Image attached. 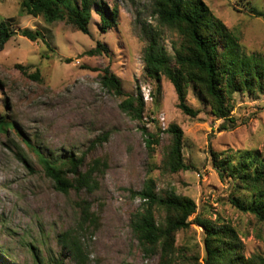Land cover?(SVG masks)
<instances>
[{"label":"rangeland","instance_id":"1","mask_svg":"<svg viewBox=\"0 0 264 264\" xmlns=\"http://www.w3.org/2000/svg\"><path fill=\"white\" fill-rule=\"evenodd\" d=\"M204 1L242 35L248 53L264 55V16L250 9L263 11L264 0ZM21 2L0 0V21L17 32L0 50V120L11 123L7 131H0V264H49L54 257L76 264L59 241L68 230L82 235L90 264H159V251L143 250L132 229V219L144 203L134 192L142 191L149 179L158 194L174 191L197 204L190 227L176 234V247L186 249L181 264H203L205 230L197 217L234 227L247 256L264 254V223L231 203L234 184L215 167V162L231 155L237 160L247 150L264 153V93L234 94L233 125L213 115L189 88L188 103L200 111L190 117L177 107L175 88L166 76L158 94L156 81L145 74L144 22L160 32L169 56H174L180 40L176 30L158 25L153 0H103L110 9L119 5L117 24L103 31L94 10L89 34L65 21L51 24L41 15H20ZM26 28L40 31L43 38L32 41L22 36L20 31ZM100 42L109 47L108 54H87ZM106 68L126 92L137 93L139 88L143 97L151 93L152 100L144 98L142 119L123 111L125 97L102 84ZM34 73L40 79L30 76ZM171 124L184 131L183 154L189 165L178 172L165 163ZM144 128L157 143L149 146ZM25 139L50 157L84 156L82 171L99 160L101 171L94 174L98 187L93 192L71 189L67 194L57 190ZM84 201L90 202L97 222L81 230ZM156 217L163 221L165 212L156 207Z\"/></svg>","mask_w":264,"mask_h":264},{"label":"trees","instance_id":"2","mask_svg":"<svg viewBox=\"0 0 264 264\" xmlns=\"http://www.w3.org/2000/svg\"><path fill=\"white\" fill-rule=\"evenodd\" d=\"M104 4L103 0H22L19 13L41 15L51 24L65 21L89 34L94 10L101 17L103 31L117 24L119 5L115 4L110 9ZM152 8V15L159 26L174 29L180 35L179 42L174 45V56L171 57L160 42V32L148 27L145 22L141 25L142 36L146 41L145 74L156 81L155 91L161 93L162 76H166L175 88L177 107L184 114L195 118L200 112L188 103L189 88H192L199 100L211 107L213 115L234 125L236 120L231 116L234 94L248 92L257 96L264 93V55L248 53L242 45V35L218 18L204 0H153ZM250 9L264 16V10ZM16 33L7 21H0V50L5 48ZM20 33L32 41L43 38L38 30L26 28ZM109 51V47L100 42L88 50L87 54L102 55ZM18 67L24 69L23 65ZM30 76L40 79L39 73ZM101 82L117 96L125 97L120 104L123 111L135 119L143 118L145 100L139 88L137 93L126 92L121 80L109 68L104 69ZM10 125L9 121L0 120V131H7ZM222 128L227 129V125H222ZM143 131L149 146L158 142L154 134L145 128ZM167 131L172 134V142L166 166L172 172L188 169L183 154V129L177 124H171ZM25 142L34 150L45 174L52 179L57 190L67 194L71 189L93 192L98 187L94 174L101 171L99 160L82 171L84 156L72 154L69 157H50L26 139ZM102 166L106 165L102 163ZM215 167L222 178L226 174L234 184L231 203L238 210L250 212L259 222L264 223V153L260 150H247L237 160L235 155H231V159L223 158L215 162ZM134 193L144 200L132 219V229L140 246L150 254L159 251V264H181L180 259L186 258V249L181 251L176 247V234L192 224L190 217L197 211L195 200L174 191L165 196L160 195L152 179L147 181L142 191ZM156 207L165 212L163 221H158ZM81 212L79 228L85 230L90 226L95 227L97 216L91 212L90 202L81 203ZM196 221L205 230L203 264H264L262 252L250 256L245 254L244 242L231 225L217 226L199 217ZM59 241L76 264H90V253L78 230L60 234ZM63 263V257H54L49 264Z\"/></svg>","mask_w":264,"mask_h":264},{"label":"built area","instance_id":"3","mask_svg":"<svg viewBox=\"0 0 264 264\" xmlns=\"http://www.w3.org/2000/svg\"><path fill=\"white\" fill-rule=\"evenodd\" d=\"M144 98H145L146 101H148V100H152L153 97L151 96V93L148 92V93L145 94ZM160 119L162 121H164L165 117L164 116H161Z\"/></svg>","mask_w":264,"mask_h":264}]
</instances>
